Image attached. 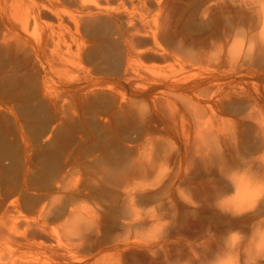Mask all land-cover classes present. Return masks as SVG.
I'll use <instances>...</instances> for the list:
<instances>
[{
  "label": "rangeland",
  "instance_id": "obj_1",
  "mask_svg": "<svg viewBox=\"0 0 264 264\" xmlns=\"http://www.w3.org/2000/svg\"><path fill=\"white\" fill-rule=\"evenodd\" d=\"M0 264H264V0H0Z\"/></svg>",
  "mask_w": 264,
  "mask_h": 264
},
{
  "label": "bare ground",
  "instance_id": "obj_2",
  "mask_svg": "<svg viewBox=\"0 0 264 264\" xmlns=\"http://www.w3.org/2000/svg\"><path fill=\"white\" fill-rule=\"evenodd\" d=\"M232 91V90H231ZM116 205V204H115ZM125 208V207H124ZM126 211V210H125Z\"/></svg>",
  "mask_w": 264,
  "mask_h": 264
}]
</instances>
